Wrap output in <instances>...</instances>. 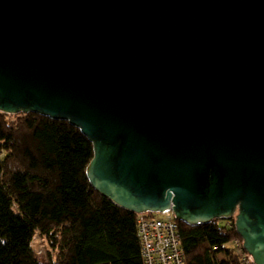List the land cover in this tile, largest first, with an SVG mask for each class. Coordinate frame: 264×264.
<instances>
[{"label": "water", "instance_id": "95a60500", "mask_svg": "<svg viewBox=\"0 0 264 264\" xmlns=\"http://www.w3.org/2000/svg\"><path fill=\"white\" fill-rule=\"evenodd\" d=\"M0 110L67 120L92 187L264 264V0H0Z\"/></svg>", "mask_w": 264, "mask_h": 264}, {"label": "trees", "instance_id": "16d2710c", "mask_svg": "<svg viewBox=\"0 0 264 264\" xmlns=\"http://www.w3.org/2000/svg\"><path fill=\"white\" fill-rule=\"evenodd\" d=\"M0 144V264H143L137 215L92 187L93 147L77 127L33 112L4 115ZM219 222L178 220L185 264H240L229 247L241 239L234 218ZM36 235L45 262L32 248Z\"/></svg>", "mask_w": 264, "mask_h": 264}, {"label": "built area", "instance_id": "2783aa9c", "mask_svg": "<svg viewBox=\"0 0 264 264\" xmlns=\"http://www.w3.org/2000/svg\"><path fill=\"white\" fill-rule=\"evenodd\" d=\"M4 115L12 114L0 110V121ZM6 154L4 146L0 144V163ZM136 215L143 264H185L178 220L173 211L143 212ZM219 223L228 225L230 218L220 219ZM229 247L239 256L241 264H254L240 238L231 239Z\"/></svg>", "mask_w": 264, "mask_h": 264}, {"label": "rangeland", "instance_id": "374dc122", "mask_svg": "<svg viewBox=\"0 0 264 264\" xmlns=\"http://www.w3.org/2000/svg\"><path fill=\"white\" fill-rule=\"evenodd\" d=\"M32 248H33V250H34V252L36 254V257L38 258V260L40 262L47 261L48 258H47L46 252H45V250L47 248V244L38 235H36L34 240H33ZM233 253H235V252L233 251ZM237 257L239 258L238 255H237ZM239 261H240V264H241L240 258H239Z\"/></svg>", "mask_w": 264, "mask_h": 264}]
</instances>
